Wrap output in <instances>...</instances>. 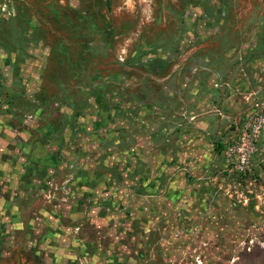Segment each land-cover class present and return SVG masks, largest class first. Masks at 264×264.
<instances>
[{
  "label": "rangeland",
  "instance_id": "374dc122",
  "mask_svg": "<svg viewBox=\"0 0 264 264\" xmlns=\"http://www.w3.org/2000/svg\"><path fill=\"white\" fill-rule=\"evenodd\" d=\"M0 264H264V0H0Z\"/></svg>",
  "mask_w": 264,
  "mask_h": 264
},
{
  "label": "flooded vegetation",
  "instance_id": "af4514ba",
  "mask_svg": "<svg viewBox=\"0 0 264 264\" xmlns=\"http://www.w3.org/2000/svg\"><path fill=\"white\" fill-rule=\"evenodd\" d=\"M238 1V0H237Z\"/></svg>",
  "mask_w": 264,
  "mask_h": 264
}]
</instances>
